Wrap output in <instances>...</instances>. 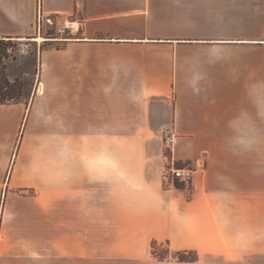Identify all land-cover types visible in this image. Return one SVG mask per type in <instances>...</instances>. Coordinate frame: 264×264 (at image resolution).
Segmentation results:
<instances>
[{"label":"crops","instance_id":"0c3cea01","mask_svg":"<svg viewBox=\"0 0 264 264\" xmlns=\"http://www.w3.org/2000/svg\"><path fill=\"white\" fill-rule=\"evenodd\" d=\"M40 3L76 27L0 105V264H264V0H0V39Z\"/></svg>","mask_w":264,"mask_h":264},{"label":"rangeland","instance_id":"374dc122","mask_svg":"<svg viewBox=\"0 0 264 264\" xmlns=\"http://www.w3.org/2000/svg\"><path fill=\"white\" fill-rule=\"evenodd\" d=\"M56 25L54 22L53 24L42 25L40 36L44 39L61 37L62 34L59 32L60 27ZM34 38L25 40L3 39L6 47L4 50L5 57L0 59V71L4 70L12 83L22 86V100L29 99L33 95L40 74L38 54L39 51L46 47L44 42H37L33 40ZM164 153L165 156L169 155L165 148ZM177 166L181 167L179 165ZM156 252L163 258L170 257L169 252L164 248H159Z\"/></svg>","mask_w":264,"mask_h":264},{"label":"built area","instance_id":"2783aa9c","mask_svg":"<svg viewBox=\"0 0 264 264\" xmlns=\"http://www.w3.org/2000/svg\"><path fill=\"white\" fill-rule=\"evenodd\" d=\"M43 13L41 3L38 5L37 27L38 31L41 30L43 25ZM48 24H53L51 19L47 20ZM75 27L66 23L63 28L59 29L60 34L66 35L68 30H73ZM179 144V137L173 130H167L164 134V145L169 155L166 156L170 162L168 165L164 178L167 182H179L191 186L194 191H199L201 188V180L205 174V162L199 160L195 163L187 162L183 166L178 167L172 158L175 147Z\"/></svg>","mask_w":264,"mask_h":264},{"label":"trees","instance_id":"16d2710c","mask_svg":"<svg viewBox=\"0 0 264 264\" xmlns=\"http://www.w3.org/2000/svg\"><path fill=\"white\" fill-rule=\"evenodd\" d=\"M10 42V41H8ZM6 43L3 39H0V59L5 57L4 50ZM22 86L12 83L4 70L0 71V105L9 103V102H20L22 101ZM154 248V255L160 259L163 257L156 253V246ZM192 255V257H190ZM172 258L178 262H195L198 257L196 254L188 252H177L172 255Z\"/></svg>","mask_w":264,"mask_h":264},{"label":"bare ground","instance_id":"6f19581e","mask_svg":"<svg viewBox=\"0 0 264 264\" xmlns=\"http://www.w3.org/2000/svg\"><path fill=\"white\" fill-rule=\"evenodd\" d=\"M74 27H76V24L74 25ZM33 40H35L37 42H43V41H45V39L43 37H41V36L40 37H36Z\"/></svg>","mask_w":264,"mask_h":264}]
</instances>
